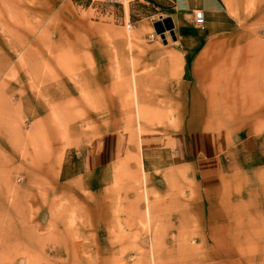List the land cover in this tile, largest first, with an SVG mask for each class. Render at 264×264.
<instances>
[{"label": "rangeland", "instance_id": "obj_1", "mask_svg": "<svg viewBox=\"0 0 264 264\" xmlns=\"http://www.w3.org/2000/svg\"><path fill=\"white\" fill-rule=\"evenodd\" d=\"M19 2L21 14L7 18L16 31L0 33L13 57L0 73L17 84L19 75L39 76L44 109L27 113L21 98L0 92V186L9 203L0 207V264H264L263 164L252 175L222 176L235 191L228 196H248L237 208L256 224H247L246 240L213 248L199 242V226L192 224L195 190L206 178L201 182L188 166L153 177L141 144L159 136L171 148L193 101L205 108L192 114L200 115V128L255 136V151L264 153V0L227 1L232 12L253 15L225 18L233 38H224L241 44L212 70L200 64L194 81L202 93L194 97L171 95L181 85L180 63L169 60L159 74L149 59L152 45L166 49L176 40V0H130L128 9L107 0ZM218 22L211 15L201 29ZM48 85L54 98L41 90ZM111 132L130 135V148L113 175H104L103 200L89 207L91 193L80 191L78 179L65 181L61 165L65 154ZM24 186L30 192H21ZM174 217L180 224L165 223Z\"/></svg>", "mask_w": 264, "mask_h": 264}, {"label": "crops", "instance_id": "obj_2", "mask_svg": "<svg viewBox=\"0 0 264 264\" xmlns=\"http://www.w3.org/2000/svg\"><path fill=\"white\" fill-rule=\"evenodd\" d=\"M227 1L229 0H176V4L172 8L173 11H171L176 40L172 46L166 48L167 50L152 45L153 50L149 57L151 65L160 66L159 69H156L159 70V74L166 72L169 60L182 65L181 78L179 79L181 85H177V87L174 85L171 95L191 97L201 95L200 85L195 82L199 80L197 72L200 64L205 65V70H212L217 65L222 64L228 54L230 55L229 51L239 48L240 42L224 38V34H233L232 28L227 24L225 25V18L232 19L238 15L253 14L232 12L233 8L229 6ZM201 4L203 7H199ZM197 8H203L206 21L207 17L211 15L219 17L216 28L206 27L201 29L202 27L195 24L194 11ZM22 9L19 0H0V33L3 31L2 29L16 31L13 25L9 26L10 23L7 18L9 15L21 14ZM8 47L6 41H3L1 37L0 65L7 64L8 60L13 59V57L7 56L6 50ZM23 48L25 47L23 46ZM26 59H29L28 63L35 62L33 56L27 55ZM6 80L10 83L6 88H0V92L4 90L3 92L6 95L21 98L18 102L21 101L27 113L38 114L43 111L44 108H40L41 103L39 100L41 88L39 76L19 75L14 79V82H21L17 84L6 79L3 73H0V82ZM174 82L176 83V81ZM1 85L3 87V84ZM41 90L46 96L51 98L56 96V90L53 86L48 85ZM137 96H140V94L137 93ZM137 103L139 104V102ZM202 106H205V104H202ZM188 111L191 114L187 122L180 131H176L171 137L169 142V145H172L171 148L165 146L167 142L163 137L155 136L152 138L147 136L142 138L144 169H149L153 177L158 174L159 177H162L169 168H172L170 172L178 173L177 168L188 166L195 171L198 179L206 178L207 184L203 183L195 190L197 198L193 202H196L194 208L197 211V217H192V224L199 226L197 231L200 237L197 239L204 246L213 248L218 247V245L219 247L230 246L232 242L246 240L248 238L247 224L256 223L254 221L253 223L251 221L247 223L249 215H245V212L238 210L237 206L243 203L242 200L248 202V196H228L229 191L230 194L235 191L228 190L229 187L221 183V178L223 175H252L258 171L259 169L256 166L258 164L264 165V153L255 151V146L260 145V142L255 136L237 135V137H233L230 132L200 128L198 125L201 119L200 115L192 118V114L201 113V111H205V108H200L193 101ZM207 112L209 111L207 110ZM4 127L0 122V129ZM129 141L130 135L128 134L106 133L91 140L79 153L65 154L60 174L65 181L78 179L80 191L91 193L92 201L90 197H85L87 203L90 202L87 206L98 207V203L103 200L104 175H108L110 172L112 174V171L119 166L130 148ZM0 144H2L1 135ZM135 145H139V138H137ZM13 159L16 161L15 158ZM14 160L13 162H15ZM4 162L5 158L0 154V166ZM159 168L160 170L157 171ZM162 188H166V185L160 186L161 191ZM29 189H31V186H24L21 192H30ZM47 191L53 194L56 192L55 187H53V190L49 187ZM6 194L5 188L0 186L1 208H9ZM29 200L23 199V203H29ZM92 202H95V204ZM251 217L255 218L254 215H251ZM180 221L178 217H174L173 220H166L165 223L178 225Z\"/></svg>", "mask_w": 264, "mask_h": 264}, {"label": "built area", "instance_id": "obj_3", "mask_svg": "<svg viewBox=\"0 0 264 264\" xmlns=\"http://www.w3.org/2000/svg\"><path fill=\"white\" fill-rule=\"evenodd\" d=\"M112 4H125L129 0H107ZM194 22L198 27H203L206 23L205 12L202 9H197L194 11ZM155 34H151V38H154Z\"/></svg>", "mask_w": 264, "mask_h": 264}, {"label": "water", "instance_id": "obj_4", "mask_svg": "<svg viewBox=\"0 0 264 264\" xmlns=\"http://www.w3.org/2000/svg\"><path fill=\"white\" fill-rule=\"evenodd\" d=\"M169 20H170V21H172V20H171V18H170V19H168L167 21H169ZM156 28H157V30H158L159 32H161V30H160V29H158V28H159V27H158V25H156Z\"/></svg>", "mask_w": 264, "mask_h": 264}, {"label": "bare ground", "instance_id": "obj_5", "mask_svg": "<svg viewBox=\"0 0 264 264\" xmlns=\"http://www.w3.org/2000/svg\"><path fill=\"white\" fill-rule=\"evenodd\" d=\"M129 1H130V0H129ZM129 1H126V2H125V5H126L125 7H126V9H128V5H127V3H128ZM162 34H163V33H162Z\"/></svg>", "mask_w": 264, "mask_h": 264}]
</instances>
